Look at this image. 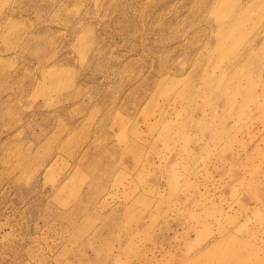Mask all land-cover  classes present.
<instances>
[{"label": "rangeland", "instance_id": "374dc122", "mask_svg": "<svg viewBox=\"0 0 264 264\" xmlns=\"http://www.w3.org/2000/svg\"><path fill=\"white\" fill-rule=\"evenodd\" d=\"M234 253L264 264V0H0V264Z\"/></svg>", "mask_w": 264, "mask_h": 264}, {"label": "bare ground", "instance_id": "6f19581e", "mask_svg": "<svg viewBox=\"0 0 264 264\" xmlns=\"http://www.w3.org/2000/svg\"><path fill=\"white\" fill-rule=\"evenodd\" d=\"M235 11L238 12L236 9ZM225 264H251V263L244 260V257H242L240 254L234 253L232 254V257L228 260V262Z\"/></svg>", "mask_w": 264, "mask_h": 264}]
</instances>
